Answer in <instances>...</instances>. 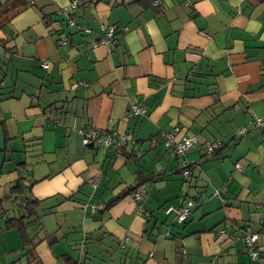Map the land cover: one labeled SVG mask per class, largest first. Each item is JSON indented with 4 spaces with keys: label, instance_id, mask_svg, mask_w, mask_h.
<instances>
[{
    "label": "crops",
    "instance_id": "crops-1",
    "mask_svg": "<svg viewBox=\"0 0 264 264\" xmlns=\"http://www.w3.org/2000/svg\"><path fill=\"white\" fill-rule=\"evenodd\" d=\"M30 1L0 26V200L20 179L32 186L40 221L27 229L46 238L37 247L44 264H61L74 250L80 264H251L237 238L264 220V130L234 136L253 116L264 118V0H82L72 18L77 29L61 13L70 0ZM102 27L116 29L111 50L90 44ZM82 82L88 85L71 89ZM133 105L145 114L127 117ZM175 128L177 141L220 139L226 152L211 159L219 163L204 159L202 146L186 156L197 165L188 181L198 176L200 189L187 223L161 221L158 205L172 200L164 194L155 205L146 190L169 181L168 170L180 174L164 145ZM82 129L128 142L85 147ZM140 173L158 174L139 189L145 209L130 195L94 220L87 203L105 204ZM198 209L204 223L215 219L188 230ZM5 222L0 264H27L20 233ZM126 238L130 248L123 250Z\"/></svg>",
    "mask_w": 264,
    "mask_h": 264
},
{
    "label": "trees",
    "instance_id": "trees-1",
    "mask_svg": "<svg viewBox=\"0 0 264 264\" xmlns=\"http://www.w3.org/2000/svg\"><path fill=\"white\" fill-rule=\"evenodd\" d=\"M31 5L32 4H31L30 0H6L4 2L0 0V26H2L3 24H5L7 26L14 17H16L18 14H20L24 10H26ZM81 5H82V0H80V2H79V8L81 7ZM77 10L78 9H76L72 12L66 13V14L63 13V14L68 16L67 21H66L67 25H69L68 20H71L73 18V16L75 15ZM63 34H65V32H62L60 35H63ZM88 35H90V34H88ZM99 39H94V40H99ZM92 40L93 39L91 38L90 42ZM63 41H65V40L61 39V42H60V36H59V42L62 44ZM9 42L10 41H8V43ZM59 42H58V44H59ZM255 117L261 118L258 116H253V118H251V120L245 126H247L252 120H254ZM261 119L264 120V118H261ZM257 129L264 130V126L254 127L252 129H250L249 132L251 133L253 130H257ZM250 133L240 134L239 129H238L237 132H235L234 138L245 137V136L249 135ZM153 139H157V136L152 137L150 140H153ZM157 141H158V139H157ZM212 142L213 143L218 142V144H216L217 147H215L213 153H210V154L205 153V156L209 155L210 159L216 158V157L218 158L219 156H222V154H223L222 152H224V150H225V146L222 147V141L220 139H216L215 141H212ZM114 147H116V146H114ZM202 149L205 152L203 146H202ZM188 154L189 153H187V155ZM187 155H185V159H186ZM174 158L178 161L177 163H178V166L180 167L179 172L183 175V178H184L183 181L190 180L191 179L190 174L193 170L192 169L193 165H191V164L189 165L187 160H183V157L182 158L174 157ZM184 161H186L187 163L185 164ZM238 164L235 165L236 169H237ZM241 169L238 171H241ZM185 170H187L189 172L188 177L184 176ZM157 176H158V174H155V173H147V174L140 173L137 176L135 185L125 187L119 194H116L114 197H112L105 204H103V203L99 204V203H96L95 201H89L87 203V206L89 207L90 213L92 214L91 216L93 217L94 220L100 221L102 218V214L105 210L111 209L112 207H114L116 204H118L122 199L126 198L127 196L133 195V198H134L135 193H142V191L139 189H141L142 187H144L148 183L155 182ZM31 192H32V186L24 187L23 183H22V179H20L13 187H11V193H10L11 196L10 195L4 196L0 200V219H6V222H5V229L6 230H17L20 233V236L22 239V244H23V251H24L22 257L26 259L27 264H44V262L42 261V259L40 258L39 254L37 252V247L46 238H41L37 234L31 235L27 229V226L29 224L40 221L39 220L40 217L38 215L40 202L38 200H36L34 197H31V195H30ZM220 196L221 195H219L218 197H220ZM222 199H223L222 201L225 203L226 200L224 198H222ZM8 200H9V202L6 204V201H8ZM134 200L136 201V204L141 207V209H143V210L145 209V208H143L144 203L146 201L145 195L143 196L142 199L136 200L134 198ZM195 201H198V197H195L194 200L186 199L185 204L183 206L178 207V208L168 206L167 208L164 209L165 214L168 217H170L171 215H174L176 218V221L179 223V221H178L179 213L177 211L184 209L187 206L188 202H191L193 204V206L190 208V214L188 215V217L183 222H180V223H187L188 219L192 215L193 209L197 206V202H195ZM91 205L101 206V208L99 210H97V209L93 210V208H91ZM171 208H173V210H171ZM13 212H15L14 215H12ZM144 212H145L146 216H148V217H151L153 215L151 212L149 213V211L145 210ZM147 213H148V215H147ZM224 223L225 222L223 221V222L217 224L214 228L210 229L209 232L215 231L216 229H218L219 227L224 225ZM250 227H252V226H250ZM224 229L223 228L219 229L220 230L219 232H221V234H225L227 231H226V229L225 230ZM243 229H245V228H243ZM253 236H257L255 243H252L253 245L252 244L248 245L247 240L249 238H252ZM127 239L128 238H126V240ZM237 240L241 243L243 251L245 252L247 257L249 258V262L251 264H254V263L260 261L264 257V220H262L257 226L253 225L252 231L244 232V234L241 237H238ZM51 243H53V242H51ZM54 243H56V241H54ZM124 243H126L125 239H121L119 242V246L121 249L126 250V249L130 248V242L129 241L126 243L125 246H124ZM249 251L256 252L258 255L257 258L253 259L250 256ZM59 260L61 261V264H80L79 260L77 258H74L72 255H70L68 253H64L60 257ZM209 264H216V262L211 261Z\"/></svg>",
    "mask_w": 264,
    "mask_h": 264
},
{
    "label": "built area",
    "instance_id": "built-area-1",
    "mask_svg": "<svg viewBox=\"0 0 264 264\" xmlns=\"http://www.w3.org/2000/svg\"><path fill=\"white\" fill-rule=\"evenodd\" d=\"M79 2L80 0H70L69 5L66 8H63L61 13H69L72 12L76 9L79 8ZM162 0H157V3H161ZM191 4V3H190ZM68 23L70 26H75V22L71 19L68 20ZM80 30L86 34H91L92 31L91 29H88L86 27H79ZM102 33L101 37L99 40H92L91 41V45L93 47H97L99 45H105L106 47H108L111 50V47L114 45H117L119 43V40L117 38V33H116V29L113 27H110L108 29H106L105 27H102ZM64 44V42H63ZM44 68L48 69L49 68V64L46 62L43 64ZM79 85H84L87 86V83H80V84H75V85H71V89L74 90L76 89ZM145 114V110L144 107L140 106V105H133L132 107L130 106L128 112H127V117L132 118V117H136V116H143ZM264 126V120L261 118H254V120H252L246 127L242 128L239 130L240 134H247L250 133V129L254 128V127H262ZM177 132H179V129H174L173 133H167V137L165 136V141H164V145L168 148L170 155L174 158V157H178V158H182L183 160L185 159V155H187V153L191 152V150H193L195 147L197 146H203L205 153H213L214 149L216 147L217 143H211V142H207V141H202L198 136H183L181 138V140L177 141L176 140V135L178 134ZM79 135L81 138V143L83 144V146L85 147H103L105 149H110L114 146L116 147H123L126 145L127 141V137L126 140L122 137L119 136L118 134L114 133V134H106L104 135H100L99 132H97L94 129H82L79 130ZM151 143L154 145H158V141L157 139H153L151 140ZM184 163L186 164L187 162L184 161ZM240 164L237 165V170H240ZM184 176L188 177L189 176V172L187 170L184 171ZM217 196L220 195V192L218 191ZM144 196L143 192L142 193H135L134 194V198L136 200L142 199ZM193 206V204L191 202H188L187 206L184 209H181L179 211H177L179 213L178 216V221L183 222L188 215L190 214V208ZM91 208H93V210H99L101 208V206H95V205H91ZM171 210H173V208H171ZM257 239V236H253L252 238H249L247 240L248 245H251L252 243H255ZM126 243L128 242V239L126 240ZM126 243H124V246L126 245ZM253 245V244H252ZM250 256L253 259L257 258V253L254 251H249Z\"/></svg>",
    "mask_w": 264,
    "mask_h": 264
},
{
    "label": "rangeland",
    "instance_id": "rangeland-1",
    "mask_svg": "<svg viewBox=\"0 0 264 264\" xmlns=\"http://www.w3.org/2000/svg\"><path fill=\"white\" fill-rule=\"evenodd\" d=\"M68 5H69V3L64 8H66ZM61 11H62V9H61ZM67 27L68 28L69 27L70 28H73L74 26L71 27L70 25H67ZM75 29H77V28H75ZM198 147L201 148L200 146H198ZM216 147H217V145H216ZM191 151H194V150H191ZM202 153L205 154V152H203V150H202ZM203 158L206 159V160H211L209 155L204 156ZM224 159H225V162L228 161L226 163V165H229L228 164L229 163V156L226 155V157ZM218 160H220V159H218ZM218 160L214 159V160H211V161H216L217 163H219ZM196 168H197V165H193V167H192L193 171H195ZM168 175H169V179H170L169 181H158V183L155 186H153L152 190L150 188L151 187L150 184H148L146 186V190L150 191L149 194L147 193L148 197L150 198V202L155 203V205H157V200H160L161 203L165 202V198L166 197L164 196V194H167L168 195L167 199L168 198H171V200H172V201H169V202L163 204L161 208L158 205L157 211H160V212H158V214L161 217V219H160L161 221L162 220H165L168 217L165 214V210H164V208L166 206L171 205V204L177 205V202L178 201H181L186 196H187V199L194 200V198L195 197H198L199 194H200L199 193L200 189L197 188V187H195V183H196V180L198 179V176H194L193 179H192V181H188V180L183 181L184 178H183V175L181 173L178 174V175L177 174L176 175H172V172L168 170ZM236 184L238 186H241V183L240 182H237ZM160 188H161V193H160V190H159ZM204 195L206 196V198H208V194L207 193H204ZM178 196H179V198H178ZM195 202H197V201H195ZM199 210L200 209H198L196 211V213H195V220L194 221L191 220L192 222L189 225V227L192 224H193V226L190 227V229H188V230H191L192 228H195V226L198 225V221L201 219V218H199L197 216V213L199 212ZM204 219L200 220L203 223V225L208 223L209 226H210L212 224V222L214 221L215 218L209 219V220L205 221V223L203 222ZM167 220L169 222H172V221L177 222L174 215H171ZM189 221L190 220H188V222ZM32 229H33V227H30L29 231L32 230ZM180 238L181 237H179L178 239H180ZM105 247H106V245H105ZM114 247H116V245ZM67 252H69V251H67ZM73 252L77 253V254L72 253V255L74 257H76V258L81 257V252H79L78 250H76V251L74 250ZM111 254H114V251H112ZM116 255H121V254L120 253H117ZM109 258H111V256H109ZM131 259H133V263H134L135 260H134L133 256H131Z\"/></svg>",
    "mask_w": 264,
    "mask_h": 264
},
{
    "label": "flooded vegetation",
    "instance_id": "flooded-vegetation-1",
    "mask_svg": "<svg viewBox=\"0 0 264 264\" xmlns=\"http://www.w3.org/2000/svg\"><path fill=\"white\" fill-rule=\"evenodd\" d=\"M162 1H163V0H162ZM244 127H246V126H244ZM244 127H242V128H244ZM242 128H240V129H242ZM240 129H239V130H240Z\"/></svg>",
    "mask_w": 264,
    "mask_h": 264
},
{
    "label": "water",
    "instance_id": "water-1",
    "mask_svg": "<svg viewBox=\"0 0 264 264\" xmlns=\"http://www.w3.org/2000/svg\"><path fill=\"white\" fill-rule=\"evenodd\" d=\"M85 27V26H84ZM86 28H88V27H86ZM88 29H90V28H88Z\"/></svg>",
    "mask_w": 264,
    "mask_h": 264
}]
</instances>
